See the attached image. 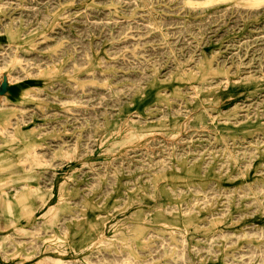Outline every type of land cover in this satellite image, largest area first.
Instances as JSON below:
<instances>
[{"label":"rangeland","instance_id":"rangeland-1","mask_svg":"<svg viewBox=\"0 0 264 264\" xmlns=\"http://www.w3.org/2000/svg\"><path fill=\"white\" fill-rule=\"evenodd\" d=\"M0 264H264V0H0Z\"/></svg>","mask_w":264,"mask_h":264},{"label":"crops","instance_id":"crops-1","mask_svg":"<svg viewBox=\"0 0 264 264\" xmlns=\"http://www.w3.org/2000/svg\"><path fill=\"white\" fill-rule=\"evenodd\" d=\"M1 96L6 97V95H1Z\"/></svg>","mask_w":264,"mask_h":264}]
</instances>
